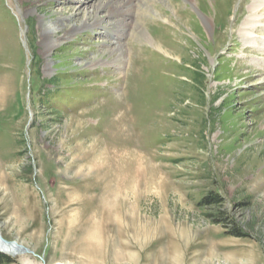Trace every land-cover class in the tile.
Returning a JSON list of instances; mask_svg holds the SVG:
<instances>
[{"label":"rangeland","instance_id":"1","mask_svg":"<svg viewBox=\"0 0 264 264\" xmlns=\"http://www.w3.org/2000/svg\"><path fill=\"white\" fill-rule=\"evenodd\" d=\"M98 1L0 0V233L29 250L10 264H264L255 1L142 0L46 57L43 20Z\"/></svg>","mask_w":264,"mask_h":264},{"label":"bare ground","instance_id":"2","mask_svg":"<svg viewBox=\"0 0 264 264\" xmlns=\"http://www.w3.org/2000/svg\"><path fill=\"white\" fill-rule=\"evenodd\" d=\"M70 1L75 2L78 0ZM254 1L255 2H253L249 8L250 14L243 22V27L241 30L242 40L245 43H249L251 48H253L257 43L258 37H256V30L264 31V27L261 26L264 24V9H261L264 7V0ZM143 3L144 2H142V0H100L92 6L91 10L84 13L79 24L72 23L73 19L76 17L73 14L65 15L60 13L54 20H43L42 23L45 22L42 28L45 56H51L54 50H56L70 34H76L79 31L87 28H96L97 26H100L102 23L106 22V20L110 17L119 16L122 18L123 24H128L130 22L129 20L134 18L136 11L143 9ZM111 7L114 8V11L109 10L108 15L105 13L106 16L102 17L101 13L105 12L106 9ZM59 33H64V35L58 36ZM139 34L146 38L148 37L144 31L140 32ZM262 50L264 51V49ZM0 251L11 257H17L22 253L28 252V249L16 242L4 240L0 233Z\"/></svg>","mask_w":264,"mask_h":264},{"label":"trees","instance_id":"3","mask_svg":"<svg viewBox=\"0 0 264 264\" xmlns=\"http://www.w3.org/2000/svg\"><path fill=\"white\" fill-rule=\"evenodd\" d=\"M204 202L215 204L220 202V198L219 197L206 198ZM10 263H11L10 258L0 253V264H10Z\"/></svg>","mask_w":264,"mask_h":264},{"label":"water","instance_id":"4","mask_svg":"<svg viewBox=\"0 0 264 264\" xmlns=\"http://www.w3.org/2000/svg\"><path fill=\"white\" fill-rule=\"evenodd\" d=\"M29 251V250H28ZM1 252V251H0ZM3 253V252H2Z\"/></svg>","mask_w":264,"mask_h":264}]
</instances>
